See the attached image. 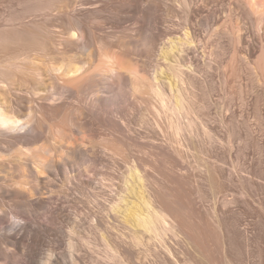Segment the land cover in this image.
Segmentation results:
<instances>
[{"label": "bare ground", "instance_id": "obj_1", "mask_svg": "<svg viewBox=\"0 0 264 264\" xmlns=\"http://www.w3.org/2000/svg\"><path fill=\"white\" fill-rule=\"evenodd\" d=\"M36 2L24 11L32 17L10 15L0 30V140L32 134L12 144L18 155L0 153V213L23 222L5 227L0 216V264H138L141 254L192 264L214 246L226 250L229 226L219 218L234 201L216 198L213 227L200 214L199 154L217 143L212 81L200 76L221 69L225 92L239 57L264 86V0ZM66 93L77 101L70 109ZM40 134L48 145L38 153L31 145ZM103 162L113 168L102 184L95 168ZM185 248L192 256L181 262Z\"/></svg>", "mask_w": 264, "mask_h": 264}, {"label": "rangeland", "instance_id": "obj_2", "mask_svg": "<svg viewBox=\"0 0 264 264\" xmlns=\"http://www.w3.org/2000/svg\"><path fill=\"white\" fill-rule=\"evenodd\" d=\"M35 3H37L36 0H0V30L6 24L5 21L9 19L8 17L10 15H13L14 18L15 16L17 18L20 15L21 17L22 15L23 17L24 16L32 17L33 13L31 12L25 13L24 11H26L28 7L30 6L32 7V5H34ZM216 8L218 9L215 10H219L218 11V15H219V13H221L220 11L221 4L216 5ZM54 18L51 19L57 21L59 19V15H56ZM131 24L132 21H129L128 23L126 22L124 24V27L130 26ZM107 30L108 28L106 29V31ZM258 32L259 30H257L255 27H251L249 30L248 38L250 41H253L252 43H254L255 45L258 44V41L255 40L259 36ZM201 34L202 35L205 34V32H202V29H201ZM96 38L97 37L95 36V39ZM112 40H114V38ZM75 41L77 40L75 39ZM108 41L111 42L110 39ZM70 53L73 56L75 54L78 55V53L80 54V51L79 49L78 51L76 49L74 50L75 54H73L72 52ZM70 53L68 55L71 56ZM142 57L141 59L145 60V56L143 57L144 59ZM135 58H137V56ZM138 58L140 59V56ZM203 59H205V57ZM236 60L237 62H235ZM39 66L40 68L43 67V65L41 67L40 64ZM215 68L216 69L212 68L211 70H209L208 71L209 74L208 72L207 73L205 72L206 74L204 73L206 78L204 76H200L201 81L202 79H204V81L208 79L209 83H211L212 81L210 85L213 86H210L211 88L207 83L208 81L205 82L208 86L204 84L206 87L210 89V91H212L213 89L212 93L209 90H207L208 88H204V86L203 88L212 94V96L209 95L212 97V101H210L212 102L211 103L212 106H210V111H208L209 113H211L210 115L212 117L210 118L206 117V118L207 119L209 118V121L210 119H212L211 122L214 120L213 121L214 123L212 122L211 124L212 127H214L215 129L213 128L211 129L214 130L213 137L214 139L217 138L216 140H214L215 142L217 141V143L214 142L215 144L213 145L214 146L212 148L213 150L212 152L208 153L209 155H206L207 153H205V151H202L199 154V159H200L199 161L201 162V166L198 174L199 185L198 184L197 185L198 187H200L199 189L203 194L202 195L203 199L199 201L200 214L203 217L202 219L206 221L211 219L210 216L208 217V212H210V210L215 206L216 202L218 203V201L220 202V200H222L216 198L218 197L220 198L224 196L227 198L225 200L227 201L230 200L231 202L234 201V203L232 202L233 205L231 204V206L227 208L228 212L226 210V213L219 218V222L224 228H228L229 226L228 232L231 241H229L230 243L229 246L230 248L228 247L229 249L227 248L226 250H222V249L218 250V247L214 246L216 249L214 247L212 248L213 250L211 249L209 258L204 259L205 257L202 256L203 257L202 258L201 256H199L198 258L200 259L197 258L195 262H192V264H229V263L230 264H264V261L261 262L259 257L257 256L258 253L260 252V249L264 247V86L261 83L259 84L251 80V76L249 75V72H247L243 60L237 57L234 59L233 62V71L231 72L232 77L230 74L227 82L228 87H225V89L226 88L227 89L224 92L222 91L223 88L221 87V84L219 82L220 80L219 77H221L220 75L222 73L221 69H218L217 67ZM24 79L25 78L22 79L23 81L21 80L22 83L25 81L24 82L25 85L21 84L23 86H26V84L28 83L29 84V86L27 85L28 87L31 86L35 87L33 86V84L38 83V81L35 82L32 78H30L29 81L27 78L25 80ZM45 80L50 82V80L48 79ZM46 81L42 83L44 86L45 84L51 85V82L49 83ZM16 84H18V81L16 82ZM36 85H40V84H36ZM203 88L202 90H200V88H197L196 91L198 90L200 95L202 92L207 93V91L206 90L204 91ZM54 89L57 90V86L54 85ZM110 94L112 93L111 92L109 94L107 93L105 96L110 97ZM199 94L198 96H200ZM66 95L68 97H65V99L62 100L64 101L63 104H66V106H68L69 109L70 107L77 105V101H75L76 99L70 97L68 93H66L65 96ZM24 97L25 96H23V99ZM204 97L205 96H203V98ZM201 98L202 97H200V99ZM19 99L20 101H22L20 97ZM204 101L206 102L207 100L204 99ZM49 103L50 102H44L45 105H48ZM57 103L60 102L57 101L56 103H54V105H56ZM23 104L24 103H22L21 105ZM207 110H209V108L204 110L205 112L202 111L203 113L201 112L202 114L200 113L201 114L200 116H203L204 113L205 115L206 113L208 114V112H206ZM112 119L118 121L119 116L115 115ZM223 121L225 122L224 123L225 126H223L224 125L222 123ZM119 123H121L120 120ZM24 135L25 134H23L22 131L10 132V133L8 132L6 135L4 134V136H2L0 140V151H2L0 153L3 154L4 149L8 148L7 150L5 149L6 152L4 151V154H6L7 156L18 155L19 154L18 146L15 147L12 144L17 142L18 139H23ZM27 135H25L26 139L27 138L32 139V136H30L32 135L31 132L30 134L28 133ZM99 135L95 134V136H97V140H99V138L101 137V135L100 136ZM35 142L32 144L33 146L31 145L34 151L35 149L40 150V147H42L41 149L46 148L45 146L48 145L47 144L48 142L45 140L44 135L42 136L41 134L37 139L36 144ZM38 153H41V150L40 152L38 151ZM208 158L210 160H208ZM212 164H213V169H215L214 171L211 168ZM112 168H113L112 165L107 164V162H103V164L100 163V165L98 164V167L96 166L95 168V171L98 172V174H100L99 176H95L97 177L96 179H98L97 181H100V183L102 184L105 183L106 181L104 180L105 176H101V175L107 172L111 173ZM185 170H182L181 172L183 175H185L186 172L188 174V171ZM221 174L230 175L232 176V179L230 181L223 180L221 179L222 176ZM93 176L91 175L92 178H94ZM88 177L86 176L84 177V179L88 180ZM97 181H95L94 184H97ZM191 186L192 184L191 185L187 184V186H185L186 190L188 189L189 191L193 187ZM244 192L246 194H244ZM74 194L76 193H73V195ZM32 199H34V201H37L36 198L34 197ZM46 201L48 202L49 200ZM47 202H45L47 204L46 207L48 209L49 208L51 209V207L54 206V205L51 206L52 201L51 202L49 201L50 203ZM6 210L8 211L7 208ZM42 212L44 211L41 210L40 213ZM0 216L2 219L4 218V220L2 221L4 222L3 226L5 225V227L6 226L9 227L6 224H9L10 227L11 226L13 227L15 223H21V224L23 223L22 221L17 222V220L12 219V217L9 216V214L5 216V214L0 213ZM39 220H40L39 222L45 221L44 217H42L41 219L39 218ZM210 223L211 222L209 221L205 222V224H207L208 227L210 226L213 227L214 224L213 223L210 224ZM210 229H212L211 231H214L215 228H210ZM238 232H242L243 234H246L245 235L247 237V242L245 243L246 246L243 244V240L237 234ZM218 236L220 237L219 234ZM219 239L221 240V238ZM220 240L218 242L219 246L221 245ZM183 252H184L183 255H179L180 257L179 260L181 262L189 259L192 256L191 251L188 250L187 248H185ZM20 256L21 255H18V258H20ZM207 259H209V261ZM135 260L138 261V264H160L153 255H147L145 257V255L141 254L138 255V258H135ZM116 264H120V263L117 262Z\"/></svg>", "mask_w": 264, "mask_h": 264}]
</instances>
